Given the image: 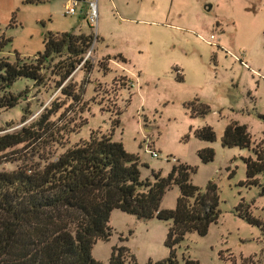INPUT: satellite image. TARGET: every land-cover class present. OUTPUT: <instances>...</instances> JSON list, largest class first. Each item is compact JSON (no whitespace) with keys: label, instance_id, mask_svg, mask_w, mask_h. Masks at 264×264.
Segmentation results:
<instances>
[{"label":"rangeland","instance_id":"374dc122","mask_svg":"<svg viewBox=\"0 0 264 264\" xmlns=\"http://www.w3.org/2000/svg\"><path fill=\"white\" fill-rule=\"evenodd\" d=\"M93 1L98 18L91 27L86 2L74 15H66L68 0H0V40H5L0 59L13 63L16 54L32 59L43 50L48 32L93 35L85 54L92 71L77 68L70 78L77 99L62 95L49 74L37 86L17 79L10 91L22 97L13 108L0 110V130L18 129L57 102L61 108L51 120L69 132L63 134V145L53 148L55 156L87 140L91 132H100L111 134L138 156L142 180H151L152 171L166 176L179 163L195 167L192 184L202 191L208 182L215 184L220 214L206 235L187 233L175 246L179 264L186 259L200 264H264V226L261 230L239 216L247 207L264 221V173L257 175V184L245 185L242 160L254 159L252 147L264 143V0ZM210 35L215 37L213 44L208 43ZM100 62L108 67L105 74ZM195 102L207 105L208 113L192 116ZM116 119L118 125L113 124ZM231 121L247 127L251 148L221 145ZM80 124L84 125L78 130ZM205 125L215 132V141L194 136ZM205 148L214 151L208 163L197 155ZM12 150L13 158L25 152L22 145ZM21 163L7 159L0 169L13 170ZM178 196V187L172 186L160 209L173 210ZM108 225L109 239L92 247L96 261L106 263L114 245L127 247L133 264L157 262L169 254L164 241L170 221L142 220L113 210Z\"/></svg>","mask_w":264,"mask_h":264},{"label":"trees","instance_id":"16d2710c","mask_svg":"<svg viewBox=\"0 0 264 264\" xmlns=\"http://www.w3.org/2000/svg\"><path fill=\"white\" fill-rule=\"evenodd\" d=\"M92 42L91 34L48 32L43 36V50L32 59H20L17 54L13 63L0 59V110L19 103L22 95L10 91L17 79L31 80L37 86L44 83L47 74L62 95L77 99L70 78L77 68L92 71V64L85 58ZM4 44L5 40H0V49ZM116 58L125 62L121 55ZM98 66L104 74L107 72L105 64L100 62ZM177 78L182 80L180 75ZM191 105L192 116L209 111L205 104ZM60 108L55 102L20 128L0 130V166L7 159L22 161L13 170L0 169V264H133L134 256L123 245L111 248L106 263L91 255L93 245L107 241L111 235L108 222L113 210L142 220L170 221L164 241L168 256L148 264H179L175 246L187 233L206 235L219 218L215 184L208 182L202 191L190 180L196 168L184 163L173 165L166 176L152 171L151 180H142L138 156L127 152L111 134L100 132H91L87 140L69 145L55 156L53 148L62 146L63 134L69 132L51 120ZM26 120L23 114L22 122ZM113 124L118 125L119 120ZM194 136L206 142L216 137L208 125L196 129ZM251 144L245 125L233 121L226 125L221 137L223 147L249 149ZM18 145L25 152L20 150L17 158L10 157ZM261 146L252 147L254 159H242L247 186L257 184V175L264 173V143ZM197 155L202 163H208L214 151L205 148ZM172 186L179 189L175 208L160 209L163 195ZM239 216L263 229L264 221L253 217L247 207ZM184 264L200 263L186 259Z\"/></svg>","mask_w":264,"mask_h":264},{"label":"built area","instance_id":"2783aa9c","mask_svg":"<svg viewBox=\"0 0 264 264\" xmlns=\"http://www.w3.org/2000/svg\"><path fill=\"white\" fill-rule=\"evenodd\" d=\"M86 1L85 0H68V7L65 11L66 15H74L77 12V8L81 5L84 4ZM88 9L85 10V15H86V20L87 23L91 26L94 27L97 23V18H98V12H97V6L96 3L93 0H89L86 2ZM215 41V37L213 35H210L208 38V43L213 44ZM150 155L154 158H158V154L154 151H149ZM165 161H169V158H165ZM174 162L175 160L172 159Z\"/></svg>","mask_w":264,"mask_h":264},{"label":"water","instance_id":"95a60500","mask_svg":"<svg viewBox=\"0 0 264 264\" xmlns=\"http://www.w3.org/2000/svg\"><path fill=\"white\" fill-rule=\"evenodd\" d=\"M210 8V5H208V9Z\"/></svg>","mask_w":264,"mask_h":264},{"label":"crops","instance_id":"0c3cea01","mask_svg":"<svg viewBox=\"0 0 264 264\" xmlns=\"http://www.w3.org/2000/svg\"><path fill=\"white\" fill-rule=\"evenodd\" d=\"M83 34H87V33H83Z\"/></svg>","mask_w":264,"mask_h":264}]
</instances>
